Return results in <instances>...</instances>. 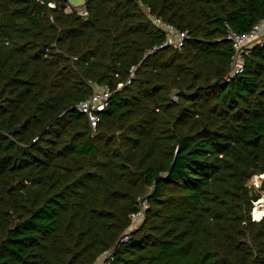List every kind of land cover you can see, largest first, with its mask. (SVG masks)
Instances as JSON below:
<instances>
[{
    "label": "trees",
    "instance_id": "trees-1",
    "mask_svg": "<svg viewBox=\"0 0 264 264\" xmlns=\"http://www.w3.org/2000/svg\"><path fill=\"white\" fill-rule=\"evenodd\" d=\"M68 7L0 0V264H264V42L234 74L227 40L264 0Z\"/></svg>",
    "mask_w": 264,
    "mask_h": 264
},
{
    "label": "built area",
    "instance_id": "built-area-1",
    "mask_svg": "<svg viewBox=\"0 0 264 264\" xmlns=\"http://www.w3.org/2000/svg\"><path fill=\"white\" fill-rule=\"evenodd\" d=\"M50 6L54 7L53 4H50ZM74 10L80 16L84 17L89 15L88 10L84 6ZM146 12L149 14L153 23L167 34V40L164 43L165 46L173 45L177 48L183 46L185 40L188 39L187 31H180L172 23L153 15L149 9H146ZM227 40L232 44L234 51L231 62L232 73H241L243 71L244 60L250 55L251 49L264 42V18L255 23L250 31L246 33H238L229 29ZM112 94L113 91L106 85L95 86L94 92L78 104V110L87 116L94 130L97 128L100 122V114L107 108ZM144 207H146V204H143V208L139 213L132 215L133 227L143 219Z\"/></svg>",
    "mask_w": 264,
    "mask_h": 264
},
{
    "label": "rangeland",
    "instance_id": "rangeland-1",
    "mask_svg": "<svg viewBox=\"0 0 264 264\" xmlns=\"http://www.w3.org/2000/svg\"><path fill=\"white\" fill-rule=\"evenodd\" d=\"M85 2L86 0H68V3H69V7H68V10L71 11L72 9H76V8H81L85 5ZM261 179L262 177L261 176H254L251 181H250V184L255 186L256 188H259L260 186V183H261ZM260 202V201H259ZM258 202V203H259ZM264 205V204H263ZM254 212V211H253ZM254 214V213H253ZM252 214V215H253ZM254 218V216H253ZM141 220L136 224H140ZM135 225V226H136ZM134 226V227H135Z\"/></svg>",
    "mask_w": 264,
    "mask_h": 264
},
{
    "label": "bare ground",
    "instance_id": "bare-ground-1",
    "mask_svg": "<svg viewBox=\"0 0 264 264\" xmlns=\"http://www.w3.org/2000/svg\"><path fill=\"white\" fill-rule=\"evenodd\" d=\"M262 177V176H261ZM264 198L259 202L255 204L254 214L253 216L258 220L261 219V217L264 216Z\"/></svg>",
    "mask_w": 264,
    "mask_h": 264
},
{
    "label": "water",
    "instance_id": "water-1",
    "mask_svg": "<svg viewBox=\"0 0 264 264\" xmlns=\"http://www.w3.org/2000/svg\"><path fill=\"white\" fill-rule=\"evenodd\" d=\"M263 178V177H262ZM254 213V212H253ZM262 218V217H261ZM254 220H257L255 217H254ZM259 220V219H258Z\"/></svg>",
    "mask_w": 264,
    "mask_h": 264
}]
</instances>
